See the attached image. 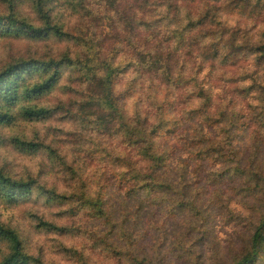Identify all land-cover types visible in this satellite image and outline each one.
Here are the masks:
<instances>
[{"label": "clouds", "instance_id": "1", "mask_svg": "<svg viewBox=\"0 0 264 264\" xmlns=\"http://www.w3.org/2000/svg\"><path fill=\"white\" fill-rule=\"evenodd\" d=\"M0 264H264V0H0Z\"/></svg>", "mask_w": 264, "mask_h": 264}]
</instances>
